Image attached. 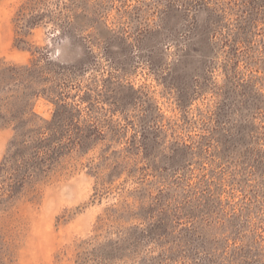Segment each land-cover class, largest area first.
<instances>
[{
  "label": "rangeland",
  "instance_id": "1",
  "mask_svg": "<svg viewBox=\"0 0 264 264\" xmlns=\"http://www.w3.org/2000/svg\"><path fill=\"white\" fill-rule=\"evenodd\" d=\"M0 103V264H264V0H0Z\"/></svg>",
  "mask_w": 264,
  "mask_h": 264
},
{
  "label": "trees",
  "instance_id": "2",
  "mask_svg": "<svg viewBox=\"0 0 264 264\" xmlns=\"http://www.w3.org/2000/svg\"><path fill=\"white\" fill-rule=\"evenodd\" d=\"M29 24L32 25L33 23L30 22ZM33 69L34 65H27L22 67L3 68L2 72L5 74L10 73L11 77H9V79H12L14 76L18 75L17 72L21 70H24L25 73L28 74L32 72ZM32 94H34L33 91L29 93V95ZM4 107L5 105L3 103H0V127H4L6 124L9 126H14L16 136L10 143L9 152L4 158V162L0 167V177H3L6 174H10V180H13L18 185L20 183H24L27 179H34L38 172H44V164L49 161L48 157L51 158L52 153L56 156H58V154L62 155L60 153V150L54 152V149L61 147L60 143L62 141V138H58L56 133H54V140L58 141L57 143L59 144L58 146L53 145L55 141L50 139L53 134L50 135L49 138H46V132L44 131L45 129L43 130L41 128L38 130H26V124L21 121L17 113L14 114L12 113V111H10V116H8L7 114L3 113ZM61 119L62 117L60 116L58 110L54 116L52 124L53 127L52 130L50 129L51 131L55 132L56 130L57 132V126H59ZM82 131L83 130L77 125V132H79L80 134ZM71 138L72 136L68 138L70 144L75 148L78 146L81 151L87 147L88 141H91V138H88L85 141V138L82 137V135H76V137H74L73 139ZM47 151L51 152V154H48ZM41 153H43L45 157H41ZM54 160L56 159L52 158L51 162H54ZM260 161L262 162V160ZM121 211H125V207L117 210H110V214L107 220L112 217H120L122 215Z\"/></svg>",
  "mask_w": 264,
  "mask_h": 264
}]
</instances>
